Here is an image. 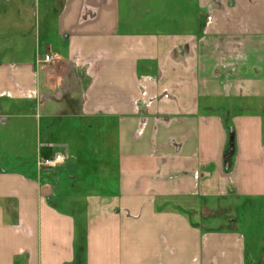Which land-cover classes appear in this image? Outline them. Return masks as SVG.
I'll return each mask as SVG.
<instances>
[{
	"label": "crops",
	"instance_id": "obj_1",
	"mask_svg": "<svg viewBox=\"0 0 264 264\" xmlns=\"http://www.w3.org/2000/svg\"><path fill=\"white\" fill-rule=\"evenodd\" d=\"M15 4L0 14V128L14 120L23 146L17 162L0 151V264H247L239 222L251 232L264 209V0Z\"/></svg>",
	"mask_w": 264,
	"mask_h": 264
},
{
	"label": "rangeland",
	"instance_id": "obj_2",
	"mask_svg": "<svg viewBox=\"0 0 264 264\" xmlns=\"http://www.w3.org/2000/svg\"><path fill=\"white\" fill-rule=\"evenodd\" d=\"M7 6L1 7L0 6V14H2L3 9H6V12H14V9L16 8L15 0H10L9 2H6ZM13 19L9 22V24L13 23ZM4 29V25H3ZM8 127L0 128V151H3L6 156L9 157V160H16V157L20 156V149L22 148L23 142H21L18 137L15 134V130L17 129L16 122L12 119L8 120ZM229 129V130H228ZM226 133L228 136V140H230V134L233 136L232 128H227ZM35 141V136L33 139H29L28 141V147H25L28 152L30 153L33 150V143ZM230 143V141H229ZM230 145V144H229ZM22 160L21 158L19 159ZM18 160H16L17 162ZM93 187L95 191L98 192H107L113 189L114 182H112L111 178L108 180H95L93 181ZM224 205V204H223ZM217 205V209H215L216 213L220 215V217H226V218H236L237 222H239V219H242L243 212L242 208L233 206L231 212L229 214L225 213L226 206L224 205ZM263 211H255V215L252 221L253 230L249 232L244 226L242 225V221L239 222V230L240 232H244L246 237V241L248 243V247L250 249L249 253H247V264H251L252 259L254 260L261 257V255L264 256V209ZM225 218V219H226ZM248 235H247V234Z\"/></svg>",
	"mask_w": 264,
	"mask_h": 264
},
{
	"label": "built area",
	"instance_id": "obj_3",
	"mask_svg": "<svg viewBox=\"0 0 264 264\" xmlns=\"http://www.w3.org/2000/svg\"><path fill=\"white\" fill-rule=\"evenodd\" d=\"M44 62H51L52 58L49 55H45L43 57ZM65 158L63 155L61 154H56L51 158H47V159H40L39 160V165L40 166H45V167H56L60 164H62L64 162Z\"/></svg>",
	"mask_w": 264,
	"mask_h": 264
},
{
	"label": "trees",
	"instance_id": "obj_4",
	"mask_svg": "<svg viewBox=\"0 0 264 264\" xmlns=\"http://www.w3.org/2000/svg\"><path fill=\"white\" fill-rule=\"evenodd\" d=\"M228 130H229V129H228ZM232 156H233V151H231V150L229 149V147H227V151H225V153H224V159H225V162L228 163V164H230V163H231V158H232ZM51 157H52V156H51ZM51 157H46V158H44V159L51 158Z\"/></svg>",
	"mask_w": 264,
	"mask_h": 264
},
{
	"label": "water",
	"instance_id": "obj_5",
	"mask_svg": "<svg viewBox=\"0 0 264 264\" xmlns=\"http://www.w3.org/2000/svg\"><path fill=\"white\" fill-rule=\"evenodd\" d=\"M230 146H231V148H232V146H233V136H232V134H230Z\"/></svg>",
	"mask_w": 264,
	"mask_h": 264
}]
</instances>
